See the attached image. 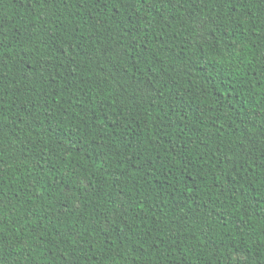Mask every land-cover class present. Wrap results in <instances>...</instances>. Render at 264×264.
<instances>
[{
  "label": "trees",
  "instance_id": "1",
  "mask_svg": "<svg viewBox=\"0 0 264 264\" xmlns=\"http://www.w3.org/2000/svg\"><path fill=\"white\" fill-rule=\"evenodd\" d=\"M0 264H264V0H0Z\"/></svg>",
  "mask_w": 264,
  "mask_h": 264
}]
</instances>
